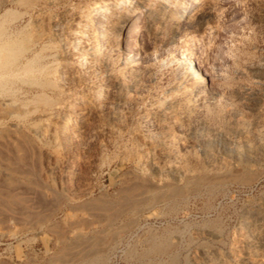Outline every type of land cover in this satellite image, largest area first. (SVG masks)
I'll use <instances>...</instances> for the list:
<instances>
[{
  "label": "rangeland",
  "instance_id": "obj_1",
  "mask_svg": "<svg viewBox=\"0 0 264 264\" xmlns=\"http://www.w3.org/2000/svg\"><path fill=\"white\" fill-rule=\"evenodd\" d=\"M95 1L4 0L3 6L20 15L10 30L34 43L40 63L56 68L48 75L54 80L66 55L53 24L69 30L72 15L80 14L98 36L85 9ZM216 3L211 15L205 7L194 11L198 1L187 2L188 25L179 21L175 45L166 48L161 43L171 38L172 22L153 20L129 2V49L135 46L138 56L131 71L120 62L122 39L109 33L99 43L109 67L97 63L88 77L93 93L68 75L60 96L41 88L59 106L71 104L69 130L41 103L25 101L31 85H17L15 101L0 100V152L7 157L0 154L7 166L0 165V264H264V159L259 150L252 158L234 155L218 139L264 146V0ZM150 27H157L155 35ZM182 55L210 71L211 80L193 79ZM106 73L121 78L123 88ZM101 81L107 87L98 91ZM180 87L185 110H179L189 122L177 125L151 112ZM200 140L207 142L204 152L188 156Z\"/></svg>",
  "mask_w": 264,
  "mask_h": 264
},
{
  "label": "bare ground",
  "instance_id": "obj_2",
  "mask_svg": "<svg viewBox=\"0 0 264 264\" xmlns=\"http://www.w3.org/2000/svg\"><path fill=\"white\" fill-rule=\"evenodd\" d=\"M189 1H198L199 2L198 6L194 9V11L198 10L199 7H205L206 13L214 15L216 12L215 11L216 9H214V8H218V6L217 7L215 6L217 4L216 0H173L171 2L168 1L167 3H156V2H154L151 5H148V0H119V2H116L115 0H96L92 4L86 5L85 9L90 16L91 21H94V23H95V29L98 33V36H95L92 33L90 27H88V26L86 27V24H85L86 18L80 14L72 15L71 20H74V22H73L72 28L69 30L64 31L61 27L63 25L53 24V26H55V28L58 30L57 31L58 35H62V38H61L62 41L60 42V46H61L62 50L59 49V52L63 51L65 53L66 61H65V63H63L61 68H60V66L58 67V70H57L58 73L56 74L55 79L52 80L49 78L48 75L51 74L52 72H56V68L50 69L46 63H40L41 55H39L37 52L34 51V43L27 45L26 41L17 39V37H16V35H14L13 31L10 30L9 24L14 18H16L20 15H18L17 12L13 9L5 8L3 6L4 0H0V100H2L1 103L6 104V103H4L5 97H7L10 101L17 100V98L15 96V94L18 90L17 85H25V84L31 85V86L35 87V89L33 90V92H31L30 98L28 100H25V101H30V102H34V103H37V102L41 103L42 105H44L46 107L45 113L47 115L54 116L55 118H60V128L62 131L69 130L71 119L68 117V115L70 113L74 112V109L72 108L71 104H64L63 106H59L57 99L55 97H53L52 95H49L47 92H45L41 88L48 87L50 89V93H53V90H55L56 93L60 96L63 94V92H65L67 90V85L64 84V83H66V82H64V80H66V78H67L66 76L68 75L69 76L68 78L71 81H74V80L82 81V83L86 86V90L91 93L94 85L91 84L90 81H88L89 80L88 77H89V75L96 72L95 67L97 66V63H100L99 65L104 70L108 69V67H109L108 58L102 57V55H100L101 53H99L100 52L99 46L101 47V45H102V44L99 45V43H102L101 41L109 33L110 34L115 33V34H117V36L119 38L122 39V45H121L122 53L120 56V60H121L120 62L123 64L124 70H126L128 72L131 71L132 67H133L131 65L132 61L134 60L133 57L136 56V53H133V50L136 48L134 46V49H129V47H130L129 36H130L131 27H132L134 21L131 19L130 15L127 14V11L129 9L128 3L131 2L132 5H130V6H132L134 9L144 8L145 12L148 13L152 17L153 20H160V21H166V20L168 21L169 20L170 22H172L171 23L172 27L170 30L171 36L169 35L170 33L168 32L169 33L168 35L171 38L167 35L168 38H170V39L163 41L161 43L162 47H166L168 44L170 45V43L173 41V37H175V35H176V27H177L179 21L183 20V18H184L185 19L184 24L182 22L180 24L184 25V26L188 25L187 15H188V12L190 11L189 10L190 8H187L186 4ZM258 1H261V0H258ZM219 3H221V2L219 1ZM219 3H218V5H219ZM191 4H193V3H191ZM220 8H221V6H220ZM222 8L226 9L225 7H222ZM82 9H84V8H82ZM203 11H204V9H203ZM194 14H195V12H194ZM224 14H225V12H224ZM196 16H198V15H196ZM202 19H204V18H202ZM142 22H143V20H142ZM185 22L187 24H185ZM137 26L139 29V24ZM135 27H136V25H135ZM150 28L152 29L151 30L152 34L155 35L157 33V27H150ZM182 28L183 27H181L180 30ZM212 31H214V30H212ZM160 32H161V30H160ZM213 33H215V32H213ZM132 37H134V36H132ZM174 43H175V40H174ZM174 43H172V44H174ZM172 44L170 45L171 47L167 46L166 48H168V47L173 48ZM112 46L113 45L111 43H109L108 47L111 48ZM101 50H104V46H103V49H101ZM162 50H163V48H162ZM180 55H181V53H180ZM192 59H193V57H192ZM135 60H138V56L136 57ZM178 60H180V62L185 67H187L188 73L193 77V79L198 81L200 84H202V83L204 84V80L205 81L211 80L209 78V74H208L210 71L206 72L205 69L202 68L203 66L201 67L198 62L191 60V59L183 58V55L180 59L178 58ZM112 61H113V59H112ZM59 68H60V71H59ZM105 75H106L105 79L111 81L115 87H117L118 89L123 88L124 84L122 83L121 78H119V77L112 78L107 73ZM74 76H75V78H73ZM211 76H213V75H211ZM70 78H72V79H70ZM214 79H216V78H214ZM212 82H211V85H213ZM211 85H209V86H211ZM68 86H70V85H68ZM98 86H99L98 91L102 90L103 86L107 87V85L105 84V81L104 82L101 81V83H99L96 87H98ZM181 89H182L181 87L178 88V90L181 92H179V94L176 96H172V97L166 96L164 98L162 97L163 99L161 100L159 105L156 106L155 108H152L151 112L153 114L154 113H161V114H163L164 117L168 118L172 123L177 124V125H178V123H181L183 121L185 123L189 122V120H190L189 113L184 115V112H181V110H179L180 107L184 103V102H182V103L180 102V99H182L181 97L183 95L182 94L183 90H181ZM199 92H201V90ZM216 95H217V91H216ZM25 101H22V103ZM224 103H225V101H224ZM36 107H38V105H36ZM182 108H183V106H182ZM184 108H185V106H184ZM192 110H194V109H192ZM212 111H214V110L212 109ZM65 112L67 113V117L62 116ZM200 114H202V113H200ZM145 123H146V121H145ZM77 124H79V123H77ZM44 125H45V123H44ZM23 126H25V125H23ZM219 138L223 140V144H225V145L230 144L231 145V146H229V149L231 152L234 153V155H237V156L246 155L248 158H252L253 157L252 154H254L256 151L259 150L262 154V158L264 159V156H263L264 155V146H263V144H262V147H260V145H258L261 142V140L258 142V144H254V142H253L254 145H257V146H253V145H251L252 142L249 143L247 140H242L239 142L229 141V138L227 137V135H224V134L218 136V139ZM6 142H8V141H6ZM17 142H19V140H17ZM0 143H1V141H0ZM21 143H19V145ZM8 145H10V144H8ZM186 145L188 146V143ZM186 145H185V148H186ZM206 145H207V142H204L203 140L197 141L196 142V149L193 150L192 152L187 151L188 152L187 155L196 159V156L199 154V152H201V153L204 152ZM20 146L22 149L23 148L22 145H20ZM3 148H4V146H3ZM187 148H189V146ZM22 150H24V148ZM184 150H186V149H184ZM33 151L35 152V150H33ZM0 154H4V155H2L3 157L0 156V157H2V160H3V158H7V157H4V156H6L5 153L0 152ZM25 154L26 153L24 152L23 155L25 156ZM35 156H37V155H35ZM8 157L11 158L10 156H8ZM28 157H29V155H28ZM28 157H25V158L27 159ZM14 159H16V157ZM26 159H25V161H26ZM36 160L37 159H35L34 162ZM137 161H138V159H137ZM12 162L14 163V160H12ZM26 162H29L28 159ZM1 164L2 163L0 162V165ZM15 164H16V161H15ZM28 164L29 165H27V167L30 166V163H28ZM34 164H36V162ZM34 164H33V166H34ZM2 165L4 166L5 164H2ZM23 165H26V164H23ZM3 166H1V167H3ZM5 167H7V166H4L3 168H5ZM37 167H38V165H37ZM37 167H36V169H38ZM15 169H17V167ZM11 170H13V169H11ZM18 170H20V168H18L16 171H18ZM36 171H38V170H36ZM23 172H24V170H23ZM25 172L29 173L28 169ZM18 173H20V172H18ZM36 174H37V172H36ZM35 175H34V178L37 177ZM136 177H138L140 179L141 183H144L143 181L146 180V178L142 177V175L141 176L136 175ZM1 179H2V177H1ZM36 179L35 180L33 179L34 182H38V181H36ZM33 180H31V181L33 182ZM37 180H40V179L38 178ZM178 180H179V178H178ZM0 183L2 185L4 184L2 182H0ZM2 185H1V187H2ZM41 186H44V185L41 184ZM143 186H144V188L150 187L147 184H143L142 187ZM6 187H7V185H6ZM15 187L18 188V186H15ZM19 187H20V185H19ZM12 189L15 190L16 188L15 189L12 188ZM12 189H11V187L9 188V190H12ZM29 189H31V188H29ZM33 191L35 192L34 189L32 190V192ZM2 192L4 193V191H2ZM38 192L39 191H37V193ZM5 194H3V195L4 196L9 195L8 193H5ZM40 194H42V192ZM170 264H172V261ZM185 264H186V262H185Z\"/></svg>",
  "mask_w": 264,
  "mask_h": 264
}]
</instances>
